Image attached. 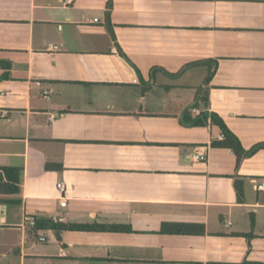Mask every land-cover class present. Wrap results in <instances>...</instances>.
I'll list each match as a JSON object with an SVG mask.
<instances>
[{
    "label": "crops",
    "instance_id": "crops-1",
    "mask_svg": "<svg viewBox=\"0 0 264 264\" xmlns=\"http://www.w3.org/2000/svg\"><path fill=\"white\" fill-rule=\"evenodd\" d=\"M202 60L207 86L213 61L185 68ZM199 96L191 117L264 144V0H0V176L22 168L0 195V264H264V146L237 169L182 123ZM29 216L130 230L58 237Z\"/></svg>",
    "mask_w": 264,
    "mask_h": 264
},
{
    "label": "trees",
    "instance_id": "trees-1",
    "mask_svg": "<svg viewBox=\"0 0 264 264\" xmlns=\"http://www.w3.org/2000/svg\"><path fill=\"white\" fill-rule=\"evenodd\" d=\"M108 17L110 18V10L108 11ZM110 27V26H109ZM122 54L123 51H121ZM125 55V54H124ZM214 62V70L209 71V75L205 81V86L208 85L211 80L215 70L217 69V61L214 60H202L198 62L191 63L185 68L190 66H200L208 62ZM2 65L3 62H1ZM7 66V65H6ZM208 101L206 98H200V96L191 105L189 110L182 116L181 121L186 126H196V127H208L211 136V145L213 148L230 149L237 157V169H239L241 163L244 159L254 155L259 148L264 146V144L257 145L249 150H246L239 138L229 129L225 121L215 112L204 111L197 117L193 118L190 115V110L197 107L198 101ZM223 135L222 139L219 136ZM47 170L57 169L61 170V165L47 164ZM2 175L0 176V195H8L16 197L21 193L22 184V168L21 167H2ZM235 188L237 192L238 199L242 201L243 199V187L242 182L235 180ZM9 202L13 204L20 203V199H12ZM37 230H47L52 229L56 232L57 236L60 237L62 231H129L130 228L121 225H98V224H63L55 222L50 218H37L36 226ZM161 233H174V234H203L204 227L202 225H194L187 223H163L161 226Z\"/></svg>",
    "mask_w": 264,
    "mask_h": 264
},
{
    "label": "built area",
    "instance_id": "built-area-1",
    "mask_svg": "<svg viewBox=\"0 0 264 264\" xmlns=\"http://www.w3.org/2000/svg\"><path fill=\"white\" fill-rule=\"evenodd\" d=\"M72 0H66V3H69V2H71ZM96 21H97V19H96ZM51 48H53L54 50H58L60 47L59 46H57V45H53V46H51ZM53 93V91L52 90H46V91H44L43 92V96L45 97V98H50V95ZM7 115H8V112L7 111H0V117L1 118H3V119H6L7 118ZM222 137H223V135H220L219 136V139H222ZM195 159L196 160H203L204 159V156H202L201 154H197V155H195ZM261 190H264V184H262L260 187H259ZM60 192L61 193H66V187H65V185H61L60 186ZM66 204H67V199H66V197L65 196H62L61 197V199H60V205L61 206H66ZM27 222L29 223V225L30 226H32V227H35L36 226V221H37V218L35 217V216H29V217H27ZM63 220V218H58L57 220H55L56 222H60V221H62ZM41 240H45V238H41ZM62 254H65V252L64 251H62Z\"/></svg>",
    "mask_w": 264,
    "mask_h": 264
}]
</instances>
